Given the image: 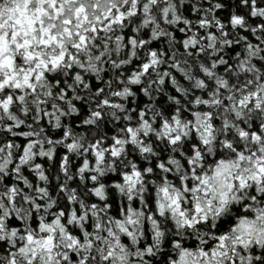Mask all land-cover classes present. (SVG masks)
I'll return each instance as SVG.
<instances>
[{
  "label": "snow or ice",
  "instance_id": "obj_1",
  "mask_svg": "<svg viewBox=\"0 0 264 264\" xmlns=\"http://www.w3.org/2000/svg\"><path fill=\"white\" fill-rule=\"evenodd\" d=\"M0 264H264V0H0Z\"/></svg>",
  "mask_w": 264,
  "mask_h": 264
}]
</instances>
